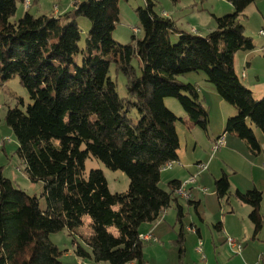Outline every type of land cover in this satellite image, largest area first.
<instances>
[{"label":"trees","instance_id":"obj_1","mask_svg":"<svg viewBox=\"0 0 264 264\" xmlns=\"http://www.w3.org/2000/svg\"><path fill=\"white\" fill-rule=\"evenodd\" d=\"M118 1H74L59 15L25 11L11 20L16 0H0V85L17 76L31 101L24 109L8 107L4 119L23 171L31 182L42 183L46 203L41 208L37 195L14 185L0 166V264H62L68 250L50 239L62 230L72 237V252L92 264H146L141 226L155 222L171 204L177 221L184 217L182 182L159 185L161 168L179 161L175 124L182 121L164 99L176 98L192 124L206 129L208 123L199 90L180 75L204 72L236 110L225 121L224 134L245 141L252 155L261 150L250 124L264 133V97L256 100L234 70L235 54L255 48L240 21L255 0H228L233 12L213 15L215 27L205 34L179 27L155 10V0H145L135 9L138 27L125 44L111 35L119 21ZM79 16L90 22L82 48ZM171 34L178 36L176 42ZM112 70L125 78V97L116 90ZM89 158L123 171L127 190L113 193L100 169L87 172ZM229 187L225 173L214 181L217 197L227 202ZM235 195L250 205L256 235L262 193L237 190ZM84 216L91 219L90 229L79 233ZM172 243L182 264L181 227Z\"/></svg>","mask_w":264,"mask_h":264},{"label":"rangeland","instance_id":"obj_2","mask_svg":"<svg viewBox=\"0 0 264 264\" xmlns=\"http://www.w3.org/2000/svg\"><path fill=\"white\" fill-rule=\"evenodd\" d=\"M74 1L83 0H16V12L11 17V20H16L21 17L25 11L30 14L39 16L42 14L54 15L61 14L64 10L70 9ZM155 10L162 11L165 16H171L176 21V24L184 29L194 30L204 32L209 29L211 25L215 27V22L213 20V15L222 16L226 15L224 7L230 4L228 0H155ZM28 4V5H27ZM145 5V0H119V21L112 31V38L118 43L125 44L130 40L131 34L134 28L138 27V20L136 17L135 9L137 7H143ZM231 5V4H230ZM57 6V10L56 7ZM257 5L254 3L249 5L243 12V16L240 17V21L244 24L247 23V27H254V25L259 23V20L255 16H251L253 9L256 10ZM233 12V8L231 9ZM55 12V13H54ZM247 15V18L245 17ZM77 24L80 30L81 39L79 41V46L82 48L84 46V38L90 27L89 19L83 16H79L77 19ZM199 32V33H200ZM255 32V30H254ZM253 32V33H254ZM246 33H251L250 30H246ZM177 35L171 34V40L176 42ZM256 39V38H255ZM260 60L258 69L264 72V51L261 50L258 53ZM239 57V56H238ZM77 62H80V56H75ZM236 65V64H235ZM245 71L246 67H241L238 71V76L241 78V71ZM112 79L116 81V90L120 97L126 96L125 91V78L121 73H116L112 70ZM179 80L185 83H193L196 85L199 93L203 99V104L208 110V123L206 129L192 124L188 118H186L185 112L178 100L174 97H167L164 99L165 105L177 116L181 117L182 121H177L175 126L179 137V149L178 155H180V161L187 162V164L182 161L179 163L174 162L172 167L185 168L186 171L194 165L195 161H202L208 164V170H205L203 174H196V168L194 172L186 175L188 179L191 176H196V181L198 182L200 176L203 177L204 183L201 185L190 184L191 187L196 191L198 189L201 194V203L198 207L200 215L203 216L204 223L200 224L202 229L203 238L208 237L209 242L213 238H217L218 235H223V232L215 227L218 222H224L229 219L230 222L226 223V227H232L239 231L244 232V224L248 223V219L245 221H240V216L247 217L248 214H244V208H249L250 205L243 203L238 200L235 195V189L233 185H239L241 191H246L248 189H253L255 186L262 187L264 190V152L260 155H252L246 142L239 139L235 135L225 133L226 145L213 150V141L208 143V140L212 139L211 130L215 129L217 123L216 120L219 119L222 122L220 131L213 132L214 138L220 137L224 134V123L225 121L234 114H229L231 110V105L223 100V98L217 92L215 86L209 82L206 75L202 71L189 72L178 77ZM249 80L254 79L253 73L249 74ZM254 88L253 97L256 100H260L264 97L263 92V82H249ZM250 89V88H249ZM251 90V89H250ZM252 91V90H251ZM253 93V92H252ZM22 100L23 105L19 103ZM30 99L27 95L25 88L19 83L18 77L14 76L0 85V140L4 139V150L0 148V166L2 167V172L5 177L10 178L11 181L16 186H20L21 189L25 190L29 194L37 195L39 199V204L41 208L46 207L45 199L41 195L43 192V185L41 182L31 183L29 179H24L21 177L22 168L19 163V158L17 157L15 151L17 146V141L13 134L11 128L5 122V113L8 107H14L18 105L20 108L24 109L26 105L30 103ZM231 106V107H230ZM233 108V107H232ZM236 113V111H235ZM132 115V114H131ZM134 115V114H133ZM132 115V116H133ZM219 125V124H218ZM253 130H258L260 135L258 139L262 142V134H264L258 127L250 124ZM194 130H190V129ZM9 137H8V136ZM217 137V138H218ZM196 145V147H195ZM196 159V160H195ZM179 163V164H177ZM86 171L88 172L91 168L100 169L105 176L108 184V188L111 192H125L128 188L129 180L127 175L121 170H112L106 167L102 162L96 159L89 158L85 163ZM172 172L171 168L168 170H163L161 172L159 185L166 188V184L169 181L167 178ZM215 172L218 174L217 177H221L222 172L228 175L230 182V195L228 202L226 197L224 199H217L216 194L212 190L214 189V178ZM210 181L211 185L207 186L206 182ZM18 186V187H19ZM206 188L203 191L200 188ZM257 189V188H256ZM215 191V189H214ZM212 193V194H210ZM264 195L262 194V197ZM180 197V196H179ZM183 205L185 216V221L187 224L190 223L191 219H195L196 212L194 207L188 205L187 200H180ZM172 206V204H171ZM261 213L264 219V201L261 205ZM171 212V207L167 208ZM166 209V210H167ZM233 209V211H232ZM164 211V213L166 212ZM162 213V215L164 214ZM233 213V215H229ZM161 215V216H162ZM83 226L80 228L79 233H88L90 229L91 219L89 216L83 217ZM144 226V225H143ZM111 232L116 234V229L111 227L109 229ZM246 231L248 229L246 228ZM188 237H192V233L187 234ZM157 238V237H156ZM50 239L55 243L60 249H67L68 251H73L75 246H72V237L69 236L66 230H62L56 233L50 234ZM238 240L241 238L238 237ZM217 241V240H216ZM151 242V243H150ZM161 241L158 239L146 241V246L144 247V255L148 260L149 264L160 263L159 254L161 253ZM249 244V240L247 241ZM246 244V245H247ZM219 245V243L217 244ZM198 250L202 251V245L199 240H196V244H193L192 254H195L196 247ZM169 254L165 255L167 261L172 264L179 263V254L177 247L169 249ZM62 264H73L72 258L61 256Z\"/></svg>","mask_w":264,"mask_h":264},{"label":"crops","instance_id":"obj_3","mask_svg":"<svg viewBox=\"0 0 264 264\" xmlns=\"http://www.w3.org/2000/svg\"><path fill=\"white\" fill-rule=\"evenodd\" d=\"M253 3L257 6H255L256 10L253 9V13L251 14V16H255L259 20V23L254 25V27L252 29H251V27H247V23L246 24L245 23L243 24L242 22L241 23L244 26L245 34L247 36L251 37V39L255 45V48L253 50H250V51H239L235 54L234 70L238 75L237 70H240L241 67L242 68L246 67V70L245 71L242 70L240 73L241 74L240 80L242 81V83L247 88H250L252 90L253 94H255L254 89H252L254 87L249 82L250 81H255V82H259V83L263 82V84H264V72H261L257 66L259 63L262 62L258 56V53L260 50H261V52L264 51V35H261L259 33L261 30H264V0H255V2H253ZM55 7L57 10V6H55ZM224 9H227L226 11H224L225 13H231L232 6L230 4H227V6L224 7ZM245 17L247 18V15H245ZM213 28H214L213 25H211L209 27V29L207 31H205V33H207L209 30H211ZM247 28H248V30H250L251 33H246ZM254 30H255V32H254ZM200 33L205 34L204 32H200ZM250 73H253L254 79H251V80L248 79ZM263 92H264V86H263ZM235 111L236 110L231 107V110H229L230 116H231V114H235ZM185 115H186V118H188L186 113H185ZM222 122H224V120H222V119H221V121L219 119L216 120L217 125H216L214 130L213 129L211 130V135L213 137H212L211 141H210V139L208 140V143L211 144L212 141L217 139V137L219 135L215 139L213 132L220 131V127L222 126L221 125ZM190 130L192 131L194 129L192 128ZM257 131L258 130H255L254 132H255V136H256V138L259 142V145H260L261 150H260L259 154L261 155L264 152V134H262V136H261L262 137V142H261L260 139H258L260 132H257ZM225 145H226V137H225ZM195 147H196V145H195ZM0 148H2L4 150V139L0 140ZM178 157H179V163H180L182 160L180 161V155H178ZM182 162L187 164V162H184V161H182ZM200 162L206 163V162H203L202 159H201V161H195L194 165L191 166L190 169L187 171L185 168H182V166L179 168L178 167H171L172 172H170V175L167 179L169 181L178 180L180 182H184L186 180H189L187 175H186V172H187V174H190L191 171L194 172L195 168H196L195 175L197 173L203 174L204 172H206L205 170H208V168H206L203 171L198 170L197 164ZM19 163H20L21 168H22L21 169L22 170L21 177L24 179H28V177L25 175V173L23 171V168H24L23 163L21 161H19ZM179 163H177V164H179ZM207 166H208V164H207ZM223 173L224 172H222V174ZM195 175L191 176V178H194V181L187 183L185 185V188L191 194V196L188 199L183 198L181 196L179 197V200L184 201L186 199L187 201H192V202L196 203L197 211H195V209H194V211L196 212V214L198 216H196L195 219H193V220L191 219L190 223L187 224L186 221L184 220L187 213L186 214L184 213V217L182 218L181 223L178 222L177 216H176L177 215L176 210H175L174 206L172 205V206H169V207H171V212L167 209L166 212L159 219H157L155 222L145 223V224H143L144 226L143 225L141 226V233L142 234H151V236L153 237V239H152L153 241H154V239H158L161 241L160 243H162L161 244V247H162L161 253L159 254L160 263H158V264H172L170 261L166 260L165 255L169 254V251H170L169 249H171V248L175 249V245L172 243V241H174L177 238V236L179 235L180 227L182 228V230L184 232V256H183L182 264H264V219H263V215L261 213V207H262L261 205H263L264 196L262 197L261 204H260V213H261V218H262L261 229L256 235H253V224L251 223V221L249 219V213L251 211V207H249V208H244V210H243L244 214H248V216L247 217L246 216L245 217L240 216V221H243L244 223L248 219V223L244 224V228H245L244 232L239 231L237 233L236 229H234L232 227H226L225 224L230 222L229 219H226L224 222V226H223L222 221H221L220 225L217 227L219 232H223V235L222 234L218 235L217 238H214L215 241H213V238H212L211 241L209 242L208 237L203 238L202 229L200 228V224L204 223L203 216L200 215V212L198 210V207L201 203L202 197H201V194L199 193L198 189L195 191L190 185V184H193V185L196 184L197 181H196ZM217 176H218V174L215 172V175H213L214 181L219 178ZM31 183H33V182H31ZM201 183H204L202 176H200L197 184L201 185ZM206 184H207L208 188L211 185L210 181H207ZM229 185H230V182H229ZM233 186H234V188H236L235 192L237 190L240 192H245V191H241V187L239 185H233ZM254 187L255 188H253V189L257 188L256 190L260 191L264 195V190L262 187H257L255 185H254ZM19 188H21V187L19 186ZM203 188H205V187H203ZM248 190H251V189H248ZM213 192L215 193L214 189L212 190V193ZM212 193H210V194H212ZM216 197H217V195H216ZM217 199H219V198L217 197ZM194 204L188 203V205L193 206L195 208ZM183 211H184V209H183ZM232 211H233V209H232ZM229 215H233V213H231ZM246 228L248 229V231H246ZM188 233H192L191 238L188 237V235H187ZM238 237H240L241 239L238 240L237 239ZM228 238H232L242 245V249L240 250V252H236L233 247H230L227 245L226 240ZM196 240H199L203 249H202V251L198 250L197 249L198 246H197L196 250H195V254H192V248L191 247L193 246V244H196ZM248 240H249V244H247ZM144 241L146 242L148 240H144ZM218 243H219V245H217ZM143 251H144V249H143ZM63 255L65 257L72 258L73 264H92V261L90 259L77 257L72 251H67ZM143 255H144V252H143ZM144 258L146 260V264H149L145 255H144ZM176 264H178V263H176Z\"/></svg>","mask_w":264,"mask_h":264},{"label":"built area","instance_id":"obj_4","mask_svg":"<svg viewBox=\"0 0 264 264\" xmlns=\"http://www.w3.org/2000/svg\"><path fill=\"white\" fill-rule=\"evenodd\" d=\"M259 33L261 35H264V30H261ZM224 145H225V134H222L213 143V150L218 149L219 147H222ZM171 166H172V163L170 162V163L165 164L161 169L163 171V170H166L167 168H170ZM206 168H207V164L206 163L200 162V163L197 164V169L198 170L203 171ZM193 181H194V178H191V180H186V181L182 182V185H181V187L178 190V195L183 197V198L188 199L191 196V194L187 191V189L185 188V185L187 183H190V182H193ZM200 189L203 191V193L206 191L205 188H200ZM139 237L142 240H152L153 239L151 234H139ZM226 243H227L228 246L233 247L236 252H240V250L242 249V245L240 243H238L237 241H235L234 239H232V238H228L226 240Z\"/></svg>","mask_w":264,"mask_h":264},{"label":"bare ground","instance_id":"obj_5","mask_svg":"<svg viewBox=\"0 0 264 264\" xmlns=\"http://www.w3.org/2000/svg\"><path fill=\"white\" fill-rule=\"evenodd\" d=\"M171 167H172V166H171ZM171 167H170V168H171ZM167 170H168V168H167Z\"/></svg>","mask_w":264,"mask_h":264}]
</instances>
